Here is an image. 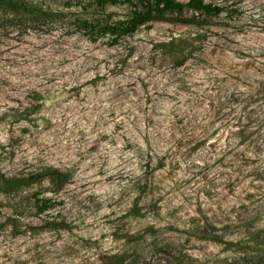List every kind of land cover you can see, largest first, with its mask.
Listing matches in <instances>:
<instances>
[{"label": "rangeland", "instance_id": "374dc122", "mask_svg": "<svg viewBox=\"0 0 264 264\" xmlns=\"http://www.w3.org/2000/svg\"><path fill=\"white\" fill-rule=\"evenodd\" d=\"M204 1L118 41L137 0L0 1V173L69 174L0 193V264H264V0Z\"/></svg>", "mask_w": 264, "mask_h": 264}, {"label": "trees", "instance_id": "16d2710c", "mask_svg": "<svg viewBox=\"0 0 264 264\" xmlns=\"http://www.w3.org/2000/svg\"><path fill=\"white\" fill-rule=\"evenodd\" d=\"M1 1V0H0ZM97 6L104 7L107 4H116L120 0H94ZM125 3H131V0H122ZM139 8L133 9L131 13L125 19L116 20L114 23L107 24L103 27L105 32H108L114 39L118 41L121 36L133 34L137 29L148 21L152 20H181L191 22L199 25L204 23L205 19H199V15H213L218 14L224 10L223 6L214 4L211 2H205L204 0H137ZM186 11H192L190 16L184 17L183 14ZM86 27L93 26L87 20L84 21ZM182 37H172L165 42L160 43L162 52L165 56L172 59L173 65L180 66L187 59L189 52V45ZM45 175L49 183L52 184V189L56 191L63 187L69 178L67 170L59 169L54 166H47L41 168L39 172L26 173L21 176H5L0 173V193L14 192L34 182L35 177ZM148 185L144 179L142 181V188H146ZM50 198L42 197L37 198L39 212L48 209ZM197 236L200 238H207L217 242L229 243L228 240H224V234L208 231L207 229L195 228ZM255 239V243L260 245L259 250L264 252V235L260 237L259 233L251 236ZM170 264H189L193 260L192 256L187 253L179 252L177 256L171 255ZM180 256V257H179Z\"/></svg>", "mask_w": 264, "mask_h": 264}]
</instances>
